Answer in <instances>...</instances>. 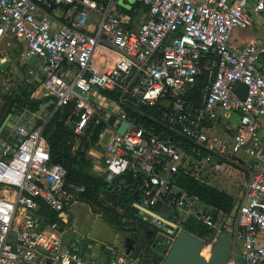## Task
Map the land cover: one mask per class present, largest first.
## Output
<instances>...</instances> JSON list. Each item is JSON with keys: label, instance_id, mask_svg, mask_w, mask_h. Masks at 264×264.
Here are the masks:
<instances>
[{"label": "built area", "instance_id": "built-area-1", "mask_svg": "<svg viewBox=\"0 0 264 264\" xmlns=\"http://www.w3.org/2000/svg\"><path fill=\"white\" fill-rule=\"evenodd\" d=\"M134 1L133 13L146 10L138 25L117 0H0V39L22 44L21 58L36 61L28 70L39 79L34 98L53 100L46 119L16 126L18 146L2 143L0 264H97L61 240L58 222L83 188L51 162L43 132L57 112L73 126L71 157L82 155L108 184L129 177L133 206L161 202L157 215L175 224L171 235L189 221L211 228L221 217L233 245L227 264H264V47L232 38L264 13V0ZM49 7L63 9L61 21ZM237 83L247 86L244 100ZM10 110L18 121L27 112ZM235 113V132L224 139L220 119ZM223 162L247 175L226 215L177 184L180 172ZM40 202L55 221L26 217ZM147 223L165 227L156 217ZM135 262L115 248L100 264Z\"/></svg>", "mask_w": 264, "mask_h": 264}, {"label": "trees", "instance_id": "trees-1", "mask_svg": "<svg viewBox=\"0 0 264 264\" xmlns=\"http://www.w3.org/2000/svg\"><path fill=\"white\" fill-rule=\"evenodd\" d=\"M128 14L133 15L131 12ZM204 83L205 77H199L195 93L198 92V89ZM35 90V87L26 84L20 87V95L15 100L4 98L5 103L0 109V124L4 115L9 112L11 106L14 104H17L20 110L26 109L27 111L34 112L39 105L38 101L32 97ZM54 117L53 115L48 123H46L43 132L48 145L50 159L52 163L60 164L66 169L67 184L83 188V191L78 194L80 199L83 202L91 204L92 208L96 212H99L104 221L116 232H126L125 226L138 224H144L158 231L159 229L137 218L133 213V203L137 200L138 192L133 187L130 178L127 177L123 182L115 181L113 184H108L102 177L90 173L91 164L86 158L80 155L79 159H75L70 155L73 140L71 129L61 120V115H58V118ZM177 184L188 195L198 197L205 205L214 208L224 215L229 214L234 207V197L204 183L190 173L180 172ZM100 194L113 196L109 205H102L99 202ZM38 214L42 219L49 222L56 220L55 214L44 202H40ZM129 220H131V223L128 222ZM182 228L201 239L206 238L209 234L207 227L193 220L184 224ZM151 260L153 262L151 264H159V260L155 256H151Z\"/></svg>", "mask_w": 264, "mask_h": 264}, {"label": "crops", "instance_id": "crops-1", "mask_svg": "<svg viewBox=\"0 0 264 264\" xmlns=\"http://www.w3.org/2000/svg\"><path fill=\"white\" fill-rule=\"evenodd\" d=\"M124 3H127V2L124 1ZM139 8H140V10L138 13H133L131 10L127 11V13H129V12L133 13L132 17L134 19L137 15L141 14L144 16V20H145L146 19V10L143 7H139ZM48 10H49V13L51 15H54L57 17L58 21L62 20V19H60V15L63 12L62 8L57 9L55 7H49ZM263 14L264 13H261L258 15H263ZM140 23H138V24H140ZM253 23H254V21H253ZM135 24H136V22H135ZM138 24H136V25H138ZM238 30H241L245 36H244V39H242V41H243L242 43H239L240 41H239L238 37L232 36V38L234 40V44L236 46L240 47V46H244L246 44L253 42L255 44H258L259 46L264 47V33H263V35L258 34L254 30L250 29V27L247 29H238ZM21 52H22V44L19 41L12 39L10 37L0 39V68L3 70H6V72L4 71L6 73V75L3 76L1 74L3 76V79H4L3 91L9 85H14L17 88V90L15 92H13L12 94H8L5 96L0 95V109L2 108V106L5 103L4 98L15 100L17 97H19V95H20L19 90H20V87H22L23 85L30 84L32 87H35V88L39 86V79L38 78L28 76V70L31 68H34L36 61L31 60V61L25 62L21 58ZM16 60H17V62H16ZM32 97H34V93L32 94ZM38 103L40 104V102H38ZM51 108H49L47 110V112L45 113V115L42 118H35L34 122L39 120V119H41V120L46 119V117L49 115ZM10 111L11 110H9V112L6 113L5 115H7V114L13 115V114H11ZM238 117L239 116L237 113L231 115V117L227 121V123L223 119H220L219 126L217 127V130H216L217 134L219 136L223 137L224 139H230L235 132V128H236V125L238 123ZM2 121H3V119H2ZM2 121L0 124V129H1ZM260 133L264 136V125L262 126ZM4 140L5 139L3 137H1V135H0V152H1L2 143ZM241 156H243V155H241ZM90 164H91V167L94 168L92 163H90ZM224 164H226V165L229 164L230 167L232 166L234 168L233 170L236 171L238 174H240V177H242V179H243V177H244V179L246 178L247 175L244 172H242V170H240L238 167H236L234 164H232L230 162H226ZM220 169H222V163L220 164L219 170ZM95 170H98V169H95ZM216 184L221 185L219 180L216 182ZM237 184L239 185V181H237ZM241 192H242V189H241L239 194L235 195V194H233V192L231 193L230 189L228 191H226V193L229 194L230 196L234 197V199H237V197L241 194ZM136 216H137V218H139L143 221L142 216H140V215H136ZM128 222L131 223V220H129ZM58 223H59L60 232H61V240L65 245H70L69 243H70L71 237L73 235H77L79 237H83L84 239L89 240L88 248H90L92 245H94L96 247V250H97V248L104 245L106 247L113 246L118 251H124L122 249V243H123L124 238L126 237V234H123V232L114 231L104 221L101 214L99 212H96L92 208L91 204L83 202L81 199L77 198V200L75 202L71 203L69 205V207H67L65 209L64 215L62 216V219H60ZM134 226H137V225L125 226V227L132 228ZM160 232L158 233L157 236H155L153 239H151V241H149L147 249L145 251V254L147 256L144 259H142V257L140 258L141 264L153 263L151 258L148 257V254L155 256L159 260V264H161L163 262V260H164L165 256L167 255L171 245L168 243V241L166 240L165 237L163 238L162 232L160 235ZM227 233H229V228H228ZM136 262H137V260H136Z\"/></svg>", "mask_w": 264, "mask_h": 264}, {"label": "water", "instance_id": "water-1", "mask_svg": "<svg viewBox=\"0 0 264 264\" xmlns=\"http://www.w3.org/2000/svg\"><path fill=\"white\" fill-rule=\"evenodd\" d=\"M124 1H126L127 3H124ZM134 2V0H117L118 6L125 9L126 11L131 10ZM3 82V76L0 74V95L5 96L8 94H12L17 90L14 85H9L3 91ZM233 91L241 100H244L247 94V86L243 83H237L234 86ZM52 106L53 100H49L46 103L40 102L38 108L34 112L28 111L25 113L22 121H18L14 115H5L0 129L1 137L6 139L8 142H11L13 145L18 146L21 137H19L16 133V126L19 124H23L25 125V127H27L29 123H31L35 118H42L47 110ZM66 126L69 129L73 128L71 124H67ZM215 160L219 162V159L215 158ZM78 199H80V197H78ZM160 206L161 202H158L152 208V210H148L138 204H135L132 211L134 214L142 216L144 222H147L153 217H156L160 222L164 223L165 227H162L160 229L164 238L172 234V230L175 228V224H169L165 219L157 215V212L160 211ZM26 217L34 221L43 220L44 222H47V220L42 219L39 214H33L32 211H28ZM124 229L126 230V232H123V234H126V237L123 240L122 249L124 250V253L126 255L137 260V262L134 264H141L140 258L142 257V259H144L147 256L145 254V251L147 249L145 237H151L154 232L144 224H138L137 226H134L132 228L124 227ZM143 233L144 236L146 235L145 237L143 236ZM69 244L77 248L82 256L92 257L93 259H95L97 264H100L103 259L107 257L109 250L115 249L113 246L106 247L104 245L97 248V250L94 245L88 248L89 240L77 235H73L71 237ZM204 246L205 243L201 238L192 235L185 230H179L175 235L174 241L172 242L169 251L161 264H227L233 247L231 235L229 233L222 232L218 235L211 246L208 261L199 256V251ZM151 256L153 255L148 254L149 258H151Z\"/></svg>", "mask_w": 264, "mask_h": 264}, {"label": "rangeland", "instance_id": "rangeland-1", "mask_svg": "<svg viewBox=\"0 0 264 264\" xmlns=\"http://www.w3.org/2000/svg\"><path fill=\"white\" fill-rule=\"evenodd\" d=\"M143 20H144V16L141 14H139L135 17L136 24L142 22ZM253 21H254V23L250 27V29L254 30L258 34L263 35V33H264V14L263 15H257V14L253 13ZM232 36L238 37V39L240 41L239 43H242L243 42L242 39H244L245 35L241 30L236 29L232 32ZM16 62H17V60H16ZM4 71L6 72V70H3L0 68V74H2L3 76L6 75V73ZM52 110H53V107L50 109L49 113H51ZM58 115H60V112H57L54 115L55 116L54 118H58ZM224 163L225 162L222 163V169H220L219 171L215 170L214 168H211V169L210 168H202L201 169V168L195 167L192 170L193 171L192 174L196 178L203 181L204 183L211 185V186L217 188L218 190L226 192L230 189L231 193L233 192V194L237 195L240 193V191L242 189L241 188V182L244 179V177L242 179V177H240V174H238L236 171L233 170L234 168L232 166L230 167L229 164L226 165ZM89 172L96 175V176L103 178V174L100 170H95L94 168L91 167ZM218 180L221 183V185L216 184V182ZM237 181H239V185L237 184ZM112 197H113L112 195L100 194L99 202L102 205H109ZM205 210L208 211V209H205ZM208 229H209V234L207 235L206 238H204V239L202 238V240L205 243V246L199 251V256L202 257L203 259H205L206 261H208L209 256H210V249L208 248V245L214 239H216L220 233L228 232V227L224 226L223 220L221 219V217L215 219V221L213 222V227L208 228ZM175 235H170V236L165 237L170 245L174 241Z\"/></svg>", "mask_w": 264, "mask_h": 264}, {"label": "flooded vegetation", "instance_id": "flooded-vegetation-1", "mask_svg": "<svg viewBox=\"0 0 264 264\" xmlns=\"http://www.w3.org/2000/svg\"><path fill=\"white\" fill-rule=\"evenodd\" d=\"M149 229H151L154 233H153V235L151 236V237H145L144 236V233H143V236L145 237V242L147 243V246H148V243H149V241H151V239H153L155 236H157L158 235V233L160 232L159 230L158 231H156V230H154L153 228H151V227H149Z\"/></svg>", "mask_w": 264, "mask_h": 264}]
</instances>
